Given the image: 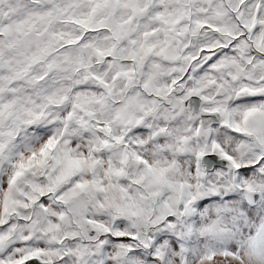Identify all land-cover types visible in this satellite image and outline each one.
I'll use <instances>...</instances> for the list:
<instances>
[{"label":"snow or ice","instance_id":"snow-or-ice-1","mask_svg":"<svg viewBox=\"0 0 264 264\" xmlns=\"http://www.w3.org/2000/svg\"><path fill=\"white\" fill-rule=\"evenodd\" d=\"M0 264H264V0H0Z\"/></svg>","mask_w":264,"mask_h":264}]
</instances>
